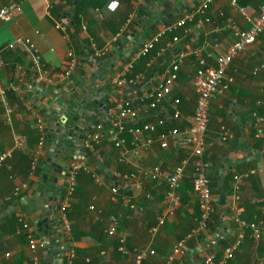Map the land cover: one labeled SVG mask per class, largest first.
Here are the masks:
<instances>
[{
  "label": "crops",
  "instance_id": "obj_1",
  "mask_svg": "<svg viewBox=\"0 0 264 264\" xmlns=\"http://www.w3.org/2000/svg\"><path fill=\"white\" fill-rule=\"evenodd\" d=\"M12 2L19 4L20 11L9 20H0V52L5 61L0 70V91L5 92L0 96V155L11 152V157L0 166V264H32L28 232L21 229L19 220L28 222L30 232L41 242L33 221L38 217L51 219L52 212L38 215L42 198L37 199L36 194H43L39 175L62 139L57 133L65 114L60 102L68 103L72 95L89 89L88 82H93L101 94L107 92L98 101L112 103L104 116L96 115V120L102 118L106 127L109 119L116 118L118 103L138 98L146 82H160L165 69L183 55L170 96L171 100L180 101V118L172 120V104L164 101V113L155 112L153 121L157 116L164 117L165 129L187 128L196 103L193 78L198 59L214 66L234 41L226 20L248 30L264 0H238L237 6H232L230 0H212L203 14L196 11L205 0H0V5ZM73 11L77 27L71 20ZM190 15L193 17L186 26L188 33L183 29L168 30ZM63 17L69 19L70 25L59 30L56 24ZM155 38L148 55L137 57L142 44ZM174 38L178 40L173 41ZM25 39L35 45L46 74L31 64ZM141 39L143 43L138 44ZM12 43L16 49L9 51L7 46ZM70 51L77 64L70 77L65 78ZM261 64H264V33L233 59L226 75L234 82L211 101L206 147L201 157L192 155L190 147H178L173 142L165 149L155 143L134 152L129 137L122 149H116L110 140L103 138L89 154L82 145L77 153L75 146L71 147L72 142L64 144L77 157L76 161H84L90 172L103 179V184H98L92 174L79 173L66 210L70 230L65 232L59 205L65 194L67 173L58 180L57 193L53 195L57 198L54 228L57 234L46 239L44 247L37 250L40 264H68L70 251L74 253L72 264H132L136 252L149 249L154 254H149L144 264H167L171 256L172 264H183L180 255H173V249L196 227L200 210L192 183L198 166L209 184H217V189L211 187L214 211L206 230L186 242L185 254L195 250L187 264H200L212 252L215 264H220L224 250L236 240L239 221L249 227L244 229V239L227 264H264V173L258 172L264 169V135L261 138L254 135L255 115L264 117V70L253 74ZM136 78L143 81L130 83ZM77 84L73 91L69 89ZM38 116L42 118L41 128L36 123ZM80 121L79 125L85 128L83 120ZM223 128L231 131L227 141L219 137ZM90 132L87 130L83 139ZM75 135V139L81 137L78 132ZM18 140L23 143L20 150L15 149ZM121 157L126 161H120ZM33 159L36 164L32 168ZM183 160L188 165L178 192L180 201L172 209L164 203V182H145L141 186L135 181L121 182L122 174L155 166L169 171ZM71 163L65 164L69 168ZM253 170L257 172L243 179L240 199L234 202L233 176ZM54 176L50 170L48 178ZM219 183L226 195L224 205L219 204ZM23 185L26 187L22 188ZM111 185L119 187L116 196L111 195ZM15 188L20 189L18 194L14 193ZM34 199L36 202L31 203ZM127 200L137 209L129 208ZM91 206L95 209L91 210ZM162 216L165 224L151 236L148 231ZM112 219L116 231L108 236L106 230ZM251 226L260 227L259 239L251 236ZM121 238L128 255L117 251Z\"/></svg>",
  "mask_w": 264,
  "mask_h": 264
},
{
  "label": "built area",
  "instance_id": "obj_2",
  "mask_svg": "<svg viewBox=\"0 0 264 264\" xmlns=\"http://www.w3.org/2000/svg\"><path fill=\"white\" fill-rule=\"evenodd\" d=\"M212 0H205L197 8V13L203 14L209 3ZM232 6L238 5V0H230ZM20 11V6L16 2H12L7 6L0 5V20L6 21L11 19L15 12ZM132 16H130L131 18ZM193 15L187 18L181 19L175 24L171 25L168 30L174 31L176 29H183L184 33H188L187 23L192 21ZM129 18V19H130ZM70 25V21L67 17L61 18L56 24V28L59 30H65ZM225 25L231 31L234 41L225 49V51L217 58L216 64L214 66L207 65L203 58L198 59V68L195 72L193 78L194 89L196 93V103L193 110L191 124L184 129H179L177 127L167 128V120L164 117H158L153 121V114L164 113L163 104L164 101H169L172 104V120H178L180 118V112L178 110V105L180 101L178 99L171 100V89L178 79L179 66L182 62L183 55L171 63V65L165 69L164 74L160 82L153 84L150 82L145 83V90L136 99H127L121 101L117 104V116L116 118H111L108 120V125L105 127L101 122L94 123L91 132L82 138V147L85 151H93L96 146L100 144L103 138L110 140L116 149H122L128 144V137L131 139L130 146L134 152H140L144 149H148L153 146V144L158 143L161 149H165L169 146V143L173 142L178 147H190L192 150V155L196 157H201L202 153L206 147V135L209 123L210 114V104L213 98L226 90L230 84L234 82L233 78L227 77V70L233 61V59L245 51L249 46L255 43V40L264 33V4L260 6L258 16L253 20L251 27L248 30H241L236 26L231 20H226ZM174 38L173 41H177ZM154 40L147 43H143L137 57H145L153 49ZM23 43L30 53L31 64L38 68L42 74H46L47 71L44 69L43 60L35 45L29 40H23ZM16 44L12 43L7 46L9 51H14ZM69 61L67 68L64 73L65 78H69L71 71L76 66L77 61L73 52L68 53ZM5 61L3 54L0 52V70L4 67ZM264 70V64L258 66L253 71V74H258L259 71ZM143 81L142 78H138ZM137 78L130 83L134 84ZM264 87V86H263ZM5 92L0 91V96H4ZM64 104L60 102L59 107L63 109ZM10 111V110H9ZM36 123L39 128L42 127V118L36 117ZM61 124V123H60ZM62 127V124H61ZM161 128L162 130L157 133V130ZM255 136L261 138L264 135V117L260 115H255ZM231 131L228 128H223L222 133L219 136L222 141H227L230 138ZM21 140L16 141L15 149L20 150L23 147ZM82 150V151H84ZM11 157V152H5L0 155V166L7 159ZM84 160V158H82ZM77 157L72 161L69 168H67V180L65 186V194L59 205V215L61 226L65 232L70 230V224L67 220L66 210L68 203L75 191L76 178L79 173H89L92 174L93 179L98 184H103V179L96 174L90 172L88 165L84 161H76ZM120 161H126L125 157H121ZM188 162L186 160L181 161L177 166L169 171H165L159 166L140 169L136 172H131L128 174L120 175L121 182L135 181L137 185L141 186L145 182H164L166 185V191L164 194V203L167 208L172 209L178 206L180 201L179 189L181 183L185 177V169ZM36 164V159L32 160V168ZM257 171L253 170L249 173L242 175L233 176L232 180V191H233V201L237 202L239 198V191L241 188V182L244 178L251 174H255ZM259 173H264V169L258 171ZM210 181L207 176L203 173L201 166H198L196 173L193 178V192L198 200L199 205V217L196 219V227L191 230L190 234L184 239L179 241L173 249V255H180L182 259L185 256L184 247L188 239L200 235L203 230H206L208 222L210 221L211 215L214 211V201L212 197V191L210 186ZM26 186L23 185L22 188ZM119 187L117 185H111L110 192L112 196L118 194ZM20 189L15 188V194H18ZM129 208L135 210L137 207L127 200ZM94 210V206L90 207ZM21 229L28 232L27 241L29 248L33 254L32 264H40L39 258L37 257V250L44 247L43 242H39L34 235L30 232V225L28 222L20 219ZM165 224V218L158 217L156 225L151 227L148 233L151 236L155 235L159 227ZM248 225L244 221H239V231L236 240L228 248L224 250L223 258L220 264H227L230 260L234 258V253L238 250L241 245L245 228ZM249 227V226H248ZM254 239H259L261 230L259 226L250 227ZM116 231L115 221L112 219L106 230L108 236H113ZM125 240L120 239L117 251L122 255H128L129 252L125 248ZM153 255L154 251L152 249L140 250L134 254L132 264H144V260L148 255ZM74 257L73 251L69 252L68 264H72V258ZM215 254L209 253L204 258V264H215ZM173 256L169 257L167 264L173 263Z\"/></svg>",
  "mask_w": 264,
  "mask_h": 264
},
{
  "label": "water",
  "instance_id": "obj_3",
  "mask_svg": "<svg viewBox=\"0 0 264 264\" xmlns=\"http://www.w3.org/2000/svg\"><path fill=\"white\" fill-rule=\"evenodd\" d=\"M157 0H153L156 2ZM149 32H147L148 34ZM146 34V35H147ZM143 43V39L140 40L138 44ZM137 47V46H136ZM89 89L82 90L78 95L74 94L70 97L68 103H64L62 112H64V116L62 117L60 123L62 127L57 131L58 134H61L62 139H60V145L56 150H54L49 159L46 162V165L43 167L41 174L39 175V184L43 185L44 190L43 194L38 192L36 194V198H42V207L40 209V213L45 214L48 211L52 212L51 219L46 218L41 220L39 217L34 219L33 223L39 230V234L41 237V242H45L46 239H50L52 236L57 234L54 231V228L57 226V210H56V202L57 198L53 197L54 194L57 193V182L62 178V173L64 174L67 170L68 166H66V162L73 161L75 158L70 152V148H64L63 145L66 143H71L72 146H75L77 149V153L80 151V146L82 143V138L86 134V131L92 130L91 124L99 123L100 120H96V115L104 116L106 109L112 104L109 100H104L103 102H99V98H103L107 92H103L101 94L98 89H95L94 83L88 82ZM78 86H71L69 89L74 90ZM108 91V90H107ZM78 93V92H77ZM92 112V114H91ZM72 115H75L73 118H70ZM80 119H82V123H85V128L79 125L81 123ZM75 132L81 134V137L76 138ZM74 137V138H73ZM74 141H73V140ZM52 170L55 173V176L52 178H48L49 171ZM219 204L224 205L226 202V195L223 188V184L219 183ZM36 199L31 200V203H35ZM52 204H49L51 203ZM33 211L32 213H34ZM59 241V240H57ZM47 243V242H46ZM64 250L61 251V256H63ZM195 255V250L185 254L183 258V264H187L189 260ZM200 264H204V259Z\"/></svg>",
  "mask_w": 264,
  "mask_h": 264
},
{
  "label": "trees",
  "instance_id": "obj_4",
  "mask_svg": "<svg viewBox=\"0 0 264 264\" xmlns=\"http://www.w3.org/2000/svg\"><path fill=\"white\" fill-rule=\"evenodd\" d=\"M12 1H18V0H12ZM4 4V3H3ZM5 5H6V3H5ZM72 23H73V25L74 26H76L77 27V24H76V17H77V15H76V12L75 11H73V13H72ZM75 27V28H76ZM77 29V28H76ZM77 32V31H76ZM86 154H89V152L88 151H86ZM216 182H217V180H216ZM215 186H213L212 184H210V186L211 187H213V188H215V189H217V184H214ZM181 264V263H180Z\"/></svg>",
  "mask_w": 264,
  "mask_h": 264
}]
</instances>
